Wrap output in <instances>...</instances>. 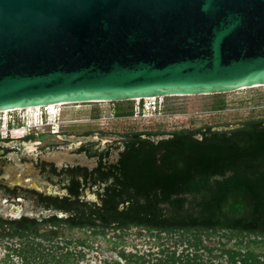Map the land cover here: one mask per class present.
I'll use <instances>...</instances> for the list:
<instances>
[{"label":"water","instance_id":"obj_1","mask_svg":"<svg viewBox=\"0 0 264 264\" xmlns=\"http://www.w3.org/2000/svg\"><path fill=\"white\" fill-rule=\"evenodd\" d=\"M264 84V0H0V110Z\"/></svg>","mask_w":264,"mask_h":264},{"label":"trees","instance_id":"obj_2","mask_svg":"<svg viewBox=\"0 0 264 264\" xmlns=\"http://www.w3.org/2000/svg\"><path fill=\"white\" fill-rule=\"evenodd\" d=\"M214 95L216 107H221V93ZM111 102L115 113L131 112L119 111L120 101ZM112 144L118 154L113 162L106 149L97 158L98 176L92 180L103 182L96 183L97 200L80 201L82 186L70 181L66 185L70 196L53 197L50 202L68 214L45 220L102 235L110 228L132 227L190 235L188 245L193 251L172 257L168 264H213L197 253L202 234L252 236L227 250L229 259L232 264H264V250H256L257 242H264V116L171 130H128ZM4 221L0 218V236H26L27 229L47 238L58 233L57 229L39 233L34 221L31 226L25 218L8 220V228L2 226ZM13 255L22 260L15 263ZM118 255L123 261L110 264H164L135 253L119 251ZM31 256L39 264H71L68 254L60 261L55 252L28 245L7 247L0 264H28Z\"/></svg>","mask_w":264,"mask_h":264},{"label":"rangeland","instance_id":"obj_3","mask_svg":"<svg viewBox=\"0 0 264 264\" xmlns=\"http://www.w3.org/2000/svg\"><path fill=\"white\" fill-rule=\"evenodd\" d=\"M223 103L216 107L214 94L171 95L155 98L121 100L119 111H131L129 114L115 113L114 103L111 101L71 102L61 103L49 109L47 122H44V108H19L9 112H0V116L11 120L10 128L2 130L0 134L15 137L25 134L29 130H37L35 141H26L20 146L18 140L13 139L7 145L12 149L7 154L10 158L5 166L4 176L11 177L28 174L26 183L33 180L40 189L57 191L61 187L58 175H50L51 184L47 178L49 172L32 170L37 156L54 161L58 166L64 162H88L82 154L74 152L81 139L97 140L100 144L105 141L117 140L128 130H171L178 127H197L203 124H218L237 122L249 116H264V84L242 87L233 91L221 93ZM48 107V106H46ZM42 111V113H41ZM40 121V115H42ZM51 124H48L50 123ZM7 122V121H6ZM53 125V127H51ZM58 132L70 135H56ZM92 133L81 136L84 133ZM23 159L26 160L23 161ZM95 187L86 188V198L94 199ZM0 191V195H2ZM7 197V195H6ZM13 203L18 213L38 215L40 212L31 199L11 200L0 199V213L7 214ZM190 235L182 232L165 233L146 231L136 227L125 231L107 229L105 235L94 234L90 229L63 228L58 237L51 241L43 237H0V257L7 247L30 246L42 252H55L59 260L68 254L71 264H110L111 260L123 261L119 251L126 254L135 253L151 261L160 260L168 264L172 257L185 256L191 253L193 247L188 245ZM202 245L197 253L203 259H209L213 264H232L227 250L234 244L251 240L252 236L237 235L228 232H213L202 234ZM257 251L264 250V242L258 241ZM62 257V258H61ZM15 263L22 259L13 255ZM28 264H39L36 256L28 258ZM61 264V263H60Z\"/></svg>","mask_w":264,"mask_h":264},{"label":"flooded vegetation","instance_id":"obj_4","mask_svg":"<svg viewBox=\"0 0 264 264\" xmlns=\"http://www.w3.org/2000/svg\"><path fill=\"white\" fill-rule=\"evenodd\" d=\"M53 127V125L51 126ZM56 135H64L69 136L70 132H58V129L54 131ZM2 133V131H0ZM43 132L40 134H37V130H29L25 134H20L15 137H8L7 134H0V191L3 193L0 195L1 198L11 199V200H19V199H31L34 202V206L39 209L38 215H32L25 212L18 213V208L16 205L11 203V205L8 207L9 211L7 214L0 213V218L5 220L2 226H5L8 228V220H15V219H28L30 220L29 223H32V220L34 221V224L36 225V229L39 233L48 232L49 229H57V235L56 236H50L49 238L43 236V235H33L30 233L27 229V235L23 236H11V235H5V236H11V237H43L48 241H51L53 238L58 237L59 233L62 232L63 228L68 229H79L83 230L79 227H69L67 224L61 223L60 225L53 224L51 221L45 220L46 218L56 215L57 217H63L68 214L69 211L63 210L59 208L56 205L54 206L51 202V198L57 197L62 198L64 196H70V193L67 190L66 185L70 184V181L74 183H79L80 186H82L78 193V198L80 201H95L97 200V185L96 183L103 182L99 180H92V178H97L98 171L97 169V158L99 155V152H102L106 149V157H108L110 162H113L115 158L118 157L117 151L112 144L113 142L118 141H105L103 145L100 144L101 138H98L97 140L93 139H81L79 140V144L76 146L74 152L76 154H82L88 162H64L60 166H58L54 161H49L45 158H41L40 156H37L36 160L34 161V165L32 166V170H36L38 172H49L47 173L49 176L47 178L49 184H51L50 181V175H58L59 176V183H61V187L57 191H53L52 188L50 189H40L38 186H35L33 183V180L29 183H26V179L28 178V174L31 173L30 171L27 175H17L16 176H4L5 173V166L7 165L9 161V157L7 154L11 151V147L7 145L9 142H11L13 139L18 140L20 142V146L23 147L26 141H35L40 139H36L35 136H41ZM92 133H84L81 134V136H88ZM91 143V144H90ZM86 145L85 148L82 147L83 145ZM110 144V145H109ZM112 144V145H111ZM23 161L26 162L25 159ZM106 167L105 165H102V168ZM83 169H86V171L90 172H83ZM88 174V175H87ZM87 175V176H86ZM99 181V182H98ZM94 182V183H93ZM95 187V195L96 197L94 199L86 198L84 191L86 188ZM7 195V197H6ZM73 198V197H71ZM112 229V228H111ZM117 230V229H115ZM2 237V235L0 236Z\"/></svg>","mask_w":264,"mask_h":264},{"label":"built area","instance_id":"obj_5","mask_svg":"<svg viewBox=\"0 0 264 264\" xmlns=\"http://www.w3.org/2000/svg\"><path fill=\"white\" fill-rule=\"evenodd\" d=\"M46 106L47 105L42 106L44 108V117L49 114V109H48L49 107H46ZM41 113H42V111H41ZM42 116H43V114L40 115V121L42 119ZM0 121H2V124H0V131H2V130L6 131L7 129L10 128V125H8L7 122L10 123L11 120H9L8 118H6V116H4V117L3 116L2 117L0 116Z\"/></svg>","mask_w":264,"mask_h":264},{"label":"bare ground","instance_id":"obj_6","mask_svg":"<svg viewBox=\"0 0 264 264\" xmlns=\"http://www.w3.org/2000/svg\"><path fill=\"white\" fill-rule=\"evenodd\" d=\"M148 98H155V97H147V99ZM61 103H63V102L49 103V104L36 105V106L18 107V108H14V109H16V110L17 109L19 110V108H27V109H30V108H36V107H39V106H45V105H47L50 109H52L51 111H53V106L54 105L61 104ZM11 110H13V109H3V110H0V112H9Z\"/></svg>","mask_w":264,"mask_h":264},{"label":"clouds","instance_id":"obj_7","mask_svg":"<svg viewBox=\"0 0 264 264\" xmlns=\"http://www.w3.org/2000/svg\"><path fill=\"white\" fill-rule=\"evenodd\" d=\"M44 121H46L47 122V118L46 117H44V119H43ZM50 122V121H49ZM0 124H2V121H0ZM7 124L9 125V123L7 122ZM48 124H51V122L50 123H48Z\"/></svg>","mask_w":264,"mask_h":264}]
</instances>
